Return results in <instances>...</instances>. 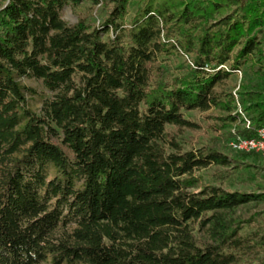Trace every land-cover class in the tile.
<instances>
[{
	"label": "trees",
	"instance_id": "1",
	"mask_svg": "<svg viewBox=\"0 0 264 264\" xmlns=\"http://www.w3.org/2000/svg\"><path fill=\"white\" fill-rule=\"evenodd\" d=\"M133 1L0 6V264H264L263 177L229 191L199 173L264 127V85L239 91L250 128L227 90L264 61V0H138L129 19ZM66 6L88 13L71 24ZM22 78L48 90L40 112ZM201 129L215 136L181 140Z\"/></svg>",
	"mask_w": 264,
	"mask_h": 264
},
{
	"label": "rangeland",
	"instance_id": "2",
	"mask_svg": "<svg viewBox=\"0 0 264 264\" xmlns=\"http://www.w3.org/2000/svg\"><path fill=\"white\" fill-rule=\"evenodd\" d=\"M4 3V0H0V6ZM138 4V0H134L130 4V15L129 19L133 16V14L136 11V7ZM87 12L86 7L74 9L71 6H66L62 10V16L63 18L68 21L71 24H75L79 21L80 17L84 15ZM88 13V12H87ZM106 16V11L103 9L102 5L99 4L97 7H95L94 11L92 12V19L91 24L95 26H100L103 23V19ZM113 35V33H111ZM258 37L262 40H264V31L260 32L258 34ZM256 61V59H255ZM224 68H227L226 65L223 66ZM260 67H262V75L263 77L258 76L255 72ZM22 83L28 87H32L37 91V94L35 95H28L29 104L30 106L37 112H40L43 104L44 97L41 93H48V90L43 86L42 81L35 79V78H22ZM264 85V61H262L260 64L254 68L251 66V62H247L244 64L236 73H234L231 85L227 87V90L233 93L235 97V108L232 111V114L237 117V125L240 127L248 128L247 120H251V116L247 114V112L244 109V105L241 102V98L239 95V91L242 88V85H245L249 88L256 87L257 85ZM187 116L195 118L199 120L200 122L203 121L204 114L199 111H192L187 113ZM252 124V123H251ZM251 127V126H250ZM233 134H236L237 131L235 128L232 130ZM215 134L211 132H207L204 129L198 130L196 132L194 131H185L182 136L181 140L188 146L192 148H198L203 143L207 142V139L214 137ZM62 148L66 150L65 147H63L61 141L54 139ZM231 141V140H230ZM230 141L227 142V150L226 152L233 157V164L229 167H219L216 165L209 166L207 168H203L199 171L200 174H203L206 176V182L207 183H213L218 184L221 182L222 179L218 177L217 173H221L223 176H228L226 181L223 183V186L228 189L229 191H252L255 189L256 180L264 179V171L260 168L264 165V157L258 156V157H242L236 150L232 149L230 147ZM70 158L74 161V157L72 155H69ZM248 165L251 167L249 168ZM236 166H239V168H236ZM251 171V175L255 176L252 178L248 173ZM260 174L256 175V173ZM47 173L48 178L53 179L54 177L58 176V172L52 165L47 166ZM257 176V177H256ZM73 179L75 181L76 188L82 187L83 180L80 178L78 174L73 175ZM262 207V206H261ZM257 209H255L256 211ZM241 214H244V212H247L246 210L240 211ZM74 264H83V263H74Z\"/></svg>",
	"mask_w": 264,
	"mask_h": 264
},
{
	"label": "built area",
	"instance_id": "3",
	"mask_svg": "<svg viewBox=\"0 0 264 264\" xmlns=\"http://www.w3.org/2000/svg\"><path fill=\"white\" fill-rule=\"evenodd\" d=\"M247 124L250 128L251 121L247 120ZM230 147L238 152H255L264 157V127L258 129L253 137L236 135L231 139Z\"/></svg>",
	"mask_w": 264,
	"mask_h": 264
}]
</instances>
